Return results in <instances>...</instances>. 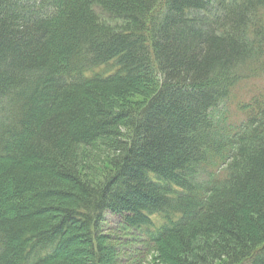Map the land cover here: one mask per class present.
I'll return each mask as SVG.
<instances>
[{
    "label": "trees",
    "instance_id": "trees-1",
    "mask_svg": "<svg viewBox=\"0 0 264 264\" xmlns=\"http://www.w3.org/2000/svg\"><path fill=\"white\" fill-rule=\"evenodd\" d=\"M256 77L264 0H0V264H264Z\"/></svg>",
    "mask_w": 264,
    "mask_h": 264
},
{
    "label": "rangeland",
    "instance_id": "rangeland-1",
    "mask_svg": "<svg viewBox=\"0 0 264 264\" xmlns=\"http://www.w3.org/2000/svg\"><path fill=\"white\" fill-rule=\"evenodd\" d=\"M264 90V77H256L241 80L233 90L232 98V111L233 120L239 123L242 120V115L238 111L239 105L248 103L253 97L257 96ZM230 110V107H227ZM239 112V113H238ZM217 114V112H215ZM216 115L210 114V117L214 119ZM233 123V121H231ZM102 166V165H101ZM104 227L105 232H113L120 236L125 245L126 253L123 254L119 260V264H160L158 255L151 249L142 246L141 240L133 232L123 231V227L120 220L110 214L106 215ZM138 238V240H135Z\"/></svg>",
    "mask_w": 264,
    "mask_h": 264
}]
</instances>
